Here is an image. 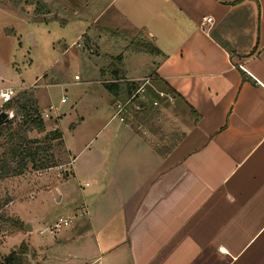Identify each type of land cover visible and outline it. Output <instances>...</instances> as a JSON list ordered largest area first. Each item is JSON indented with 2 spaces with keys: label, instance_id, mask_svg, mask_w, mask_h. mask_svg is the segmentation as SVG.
I'll list each match as a JSON object with an SVG mask.
<instances>
[{
  "label": "crops",
  "instance_id": "crops-1",
  "mask_svg": "<svg viewBox=\"0 0 264 264\" xmlns=\"http://www.w3.org/2000/svg\"><path fill=\"white\" fill-rule=\"evenodd\" d=\"M112 3L111 24L158 51L138 71L124 55L120 65L149 80L139 102L155 113L144 124L124 114L118 141L80 162L91 187L74 226L91 237L83 264H264V0ZM169 107L186 120L172 117L180 133L164 150L147 127Z\"/></svg>",
  "mask_w": 264,
  "mask_h": 264
},
{
  "label": "rangeland",
  "instance_id": "rangeland-1",
  "mask_svg": "<svg viewBox=\"0 0 264 264\" xmlns=\"http://www.w3.org/2000/svg\"><path fill=\"white\" fill-rule=\"evenodd\" d=\"M44 1L51 9L46 21L35 20L30 6L23 12L0 6V88H15L14 97L21 91L33 92L45 126L44 131H30L27 136L37 137L42 148L48 145L44 155L52 154L55 164L36 169L29 162L20 174L0 179V258L24 243L28 264H83L81 258L91 249L85 243L91 237L74 234V226L82 195L91 187H85L87 179L77 170L96 143L118 141L116 133L124 125L115 115L111 119L117 103L104 87L111 79V56H125L126 72L132 68L138 71L149 58L139 45L138 31L111 24L114 6L109 0ZM53 15L58 19L49 20ZM100 66L104 70L99 75ZM150 66L140 73L149 74ZM167 109V118H155L147 127L164 150L180 133L172 117L183 118ZM2 110L12 117L0 136V157L10 141L9 131L16 130L20 122L15 109L1 106ZM167 122L170 127L163 130L162 123L165 126ZM54 129L60 130L62 138L43 141ZM17 219L23 226L15 225ZM55 223L60 227L50 232L47 228ZM41 229L45 231L40 233Z\"/></svg>",
  "mask_w": 264,
  "mask_h": 264
},
{
  "label": "trees",
  "instance_id": "trees-1",
  "mask_svg": "<svg viewBox=\"0 0 264 264\" xmlns=\"http://www.w3.org/2000/svg\"><path fill=\"white\" fill-rule=\"evenodd\" d=\"M0 6L10 7L22 12L25 10V7L30 6L32 7V15L36 17L35 20L39 21H46L45 16L51 13V9L44 0H0ZM57 19L58 17L53 15L49 20ZM139 45L145 52L150 54L158 53L157 49L143 37H140ZM122 58L121 54L112 57V61L109 64L111 79L104 83V87L111 93L116 103L125 105L126 115L130 114L138 123H147L154 115L155 109L151 108L152 111H148L137 98L132 97L141 84L137 81L125 79L120 69ZM165 90L174 100L175 98L179 99L168 87H165ZM136 105L137 108L135 107ZM9 108L16 110V113L20 116V122L17 124L16 130H10L8 133L10 141L0 157V179L9 175L20 174L29 162L36 169H44L51 165L55 166L52 154L44 155L49 150L47 149L49 148L48 145L42 148L40 140L37 137L29 138L27 136V132L30 131H44L45 126L33 92L27 90L21 91L16 97H13L3 105V109ZM192 112L195 114L194 117L196 119V113L193 110ZM9 123L0 126V136L9 128ZM61 138L62 134L60 130L54 129L49 136L44 135L43 141L59 140ZM15 225L19 228L23 226V223L17 219ZM26 254L27 246L21 243L18 249L12 250L2 256L0 264H28Z\"/></svg>",
  "mask_w": 264,
  "mask_h": 264
},
{
  "label": "built area",
  "instance_id": "built-area-1",
  "mask_svg": "<svg viewBox=\"0 0 264 264\" xmlns=\"http://www.w3.org/2000/svg\"><path fill=\"white\" fill-rule=\"evenodd\" d=\"M212 23V18L211 17H206L203 21V23L201 24V28L202 29H205V24H210ZM76 46H80L79 44H76ZM74 79H78L77 76L74 77ZM148 79L145 80L141 85L140 87L134 92V94L132 95V97L134 98H137L138 100H141L143 101V99L145 98V96L143 95L144 92H145V86L146 84H148ZM15 93H16V90L15 88L13 87H3V88H0V107L3 106L5 103L9 102L14 96H15ZM158 95L160 97H163V96H167L163 93H158ZM61 103H64L65 102V98H61ZM157 104V101H154L153 102V105H156ZM124 107L125 105L124 104H120V103H117L116 104V112H115V116L119 117V119L121 121L124 120V113H123V110H124ZM46 118L49 117V115L46 113L44 115ZM64 225H67L68 222L67 221H64L63 222ZM60 227V224L59 223H55L53 225H50L47 229L50 231V232H54L56 229H58ZM45 231V229H41L39 232L40 233H43Z\"/></svg>",
  "mask_w": 264,
  "mask_h": 264
},
{
  "label": "water",
  "instance_id": "water-1",
  "mask_svg": "<svg viewBox=\"0 0 264 264\" xmlns=\"http://www.w3.org/2000/svg\"><path fill=\"white\" fill-rule=\"evenodd\" d=\"M11 117L12 116L9 115L7 112H5L3 110L0 111V126L7 123ZM26 227L29 228V225H26Z\"/></svg>",
  "mask_w": 264,
  "mask_h": 264
}]
</instances>
